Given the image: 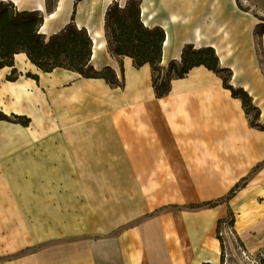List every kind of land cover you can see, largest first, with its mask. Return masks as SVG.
Instances as JSON below:
<instances>
[{"label":"crops","instance_id":"1","mask_svg":"<svg viewBox=\"0 0 264 264\" xmlns=\"http://www.w3.org/2000/svg\"><path fill=\"white\" fill-rule=\"evenodd\" d=\"M22 1L0 3L42 16L47 40L71 21L86 28L92 65L122 76L103 28L115 0H58L52 11L46 0L42 8ZM247 1L256 14L238 0H141V15L166 31L163 67L186 45L215 48L264 123V33H257L264 0ZM14 63L0 70V110L31 123L0 120V264H221L217 227L229 212L242 248L264 253V130L250 126L218 74L195 67L159 98L150 65L138 68L128 56L124 89L65 68L44 72L25 52ZM101 180L123 196L67 199L68 189ZM220 198L214 207H189Z\"/></svg>","mask_w":264,"mask_h":264},{"label":"trees","instance_id":"2","mask_svg":"<svg viewBox=\"0 0 264 264\" xmlns=\"http://www.w3.org/2000/svg\"><path fill=\"white\" fill-rule=\"evenodd\" d=\"M81 1V0H76ZM141 0H129L121 7L115 0L106 11L105 28L108 38V48L115 57L122 70L119 77L116 71L106 66L96 69L92 63L93 40L86 28L77 27L73 21L61 32L47 40L41 33L44 19L38 13L19 11L0 3V70L5 66L13 67L14 57L25 52L29 59L44 72H52L56 68H65L78 72L85 78H102L112 86L125 88L126 80L123 69V57L133 59L136 67L149 64L153 72V87L157 97L166 96L171 91L174 79L184 78L191 69L204 66L218 74L225 88L231 90L232 96L241 99L245 113L251 127L264 130V123L260 122L261 110L254 103L253 97L243 88L231 85L233 72L220 65L219 56L215 48L208 46L195 48L186 45L183 48L180 60H172L167 69L162 66L163 49L166 41V31L161 26L149 27L142 21ZM242 10L247 11L238 0ZM52 11V10H51ZM75 13V12H74ZM264 21L263 17H259ZM74 20V18H72ZM258 34L264 33V24H260ZM27 76L38 79L37 75L27 73ZM18 77L16 68L12 70L8 79L13 81ZM0 120L20 123L29 126L31 118L28 116L12 114L11 116L0 110ZM241 184H237L227 198L233 195ZM225 198L209 201L203 204H191L190 208L214 207ZM229 222L235 224L234 214L228 213L220 219L217 227V238L221 242V264H224V240L221 236L223 225ZM237 240H239L237 238ZM239 242V241H238ZM241 245V243H239ZM203 264H211L209 262Z\"/></svg>","mask_w":264,"mask_h":264},{"label":"rangeland","instance_id":"3","mask_svg":"<svg viewBox=\"0 0 264 264\" xmlns=\"http://www.w3.org/2000/svg\"><path fill=\"white\" fill-rule=\"evenodd\" d=\"M57 1L58 0H46V10L51 11L55 9ZM116 1L120 5L121 3L120 1H124V0H116ZM4 3L6 4L7 7L11 8L10 6L13 5L12 8H15L18 10L17 6L14 5L13 3H9V2H4ZM241 3L243 4L244 8H247V12L254 10V13L256 14V10L253 9L251 5H249L247 0H241ZM258 17H262V16H258ZM262 21L261 23L264 24V22ZM103 28H104V37L107 38L105 23H104ZM165 69H167V67H165ZM95 185L97 186L95 188L84 187V189H68L67 191L69 192V194L67 196V199L73 200L72 202H75L74 200H119L118 198L123 196L122 189H118V188H116L115 190L108 189L107 180L105 181L101 180L100 182L95 183ZM74 207L75 205H68V209H69L68 212L71 214H74L75 213V211H73L75 209ZM71 218H73V215ZM71 220H72L71 223L74 224L75 227H85V225L82 223L81 220H78V219H71ZM73 220H74V223H73ZM223 230H224V227H223ZM223 240L226 242L224 243V248H223L224 254L226 255L227 253H230V254L235 253V255H230V258H229L230 261L228 262V264L245 263V262H242L244 261V259L242 258L241 252L238 247L239 244H238L237 237L234 234H231L229 232L225 234V236L223 237ZM231 241H233L232 245L234 247V250L232 248V245H230ZM56 243H58L56 240H53L51 242V244H56ZM221 252H222V248H221ZM253 255H254V258L257 260V262H254L251 264H264V253L259 252Z\"/></svg>","mask_w":264,"mask_h":264},{"label":"built area","instance_id":"4","mask_svg":"<svg viewBox=\"0 0 264 264\" xmlns=\"http://www.w3.org/2000/svg\"><path fill=\"white\" fill-rule=\"evenodd\" d=\"M229 232H230L231 234H234V233H233V226H232L229 222H227V223L225 224V226H224V230L221 231V236L224 237L225 234H227V233H229ZM224 243H226V242L224 241ZM238 244H239V242H238ZM238 247H239V250H240V252H241L242 258L244 259V261H242V262H245V263H239V264H251V263L257 262V260L254 258V255H252V254H248V253L245 251V249L242 248V246H241L240 244L238 245ZM230 255H235V253H233V254L227 253V254L225 255L224 264H228V262L230 261V260H229Z\"/></svg>","mask_w":264,"mask_h":264},{"label":"bare ground","instance_id":"5","mask_svg":"<svg viewBox=\"0 0 264 264\" xmlns=\"http://www.w3.org/2000/svg\"><path fill=\"white\" fill-rule=\"evenodd\" d=\"M16 4H18L19 6L23 5V1L22 0H13ZM34 3V7L35 8H42L43 7V0H30ZM92 34L94 35V42H97V44L100 43V36L95 32L92 31ZM226 224V223H225ZM225 224L223 225V227L225 226Z\"/></svg>","mask_w":264,"mask_h":264}]
</instances>
